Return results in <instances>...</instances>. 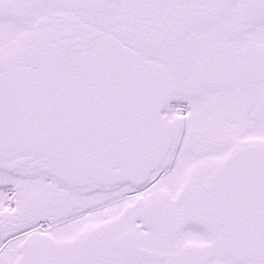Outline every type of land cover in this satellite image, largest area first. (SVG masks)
<instances>
[{"label":"snow or ice","instance_id":"snow-or-ice-1","mask_svg":"<svg viewBox=\"0 0 264 264\" xmlns=\"http://www.w3.org/2000/svg\"><path fill=\"white\" fill-rule=\"evenodd\" d=\"M0 264H264V0H0Z\"/></svg>","mask_w":264,"mask_h":264}]
</instances>
